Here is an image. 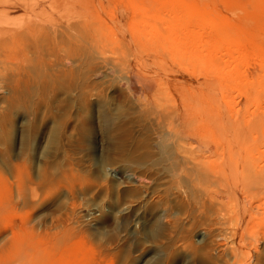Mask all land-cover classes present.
Here are the masks:
<instances>
[{"label": "rangeland", "instance_id": "rangeland-1", "mask_svg": "<svg viewBox=\"0 0 264 264\" xmlns=\"http://www.w3.org/2000/svg\"><path fill=\"white\" fill-rule=\"evenodd\" d=\"M4 1L70 3L93 58L80 63L75 92L58 90L51 108L28 101L27 122L19 126L12 116L0 124V264H239L240 234L257 239L252 247L246 242L253 251L242 263L264 264V196L259 213L251 208L243 219L232 203L202 194L193 204L170 183L169 192L168 180L155 172L132 185L101 169L128 165L138 173L152 162L154 135L168 127L153 120L160 99L159 105L173 102L165 103L172 117L192 112L196 99L212 109L221 101L216 109L241 122L250 118L248 110L264 111V102L250 106L245 96L256 85L264 90V0ZM186 48L190 59L180 62L176 55ZM101 108L111 120L106 131ZM81 124L91 130L84 143ZM191 128L204 131L200 123ZM126 204L139 216L119 226L113 213ZM91 205L102 206L96 225H79L81 209ZM165 205L168 216L157 222L155 212ZM196 229L204 235L197 237Z\"/></svg>", "mask_w": 264, "mask_h": 264}, {"label": "bare ground", "instance_id": "bare-ground-1", "mask_svg": "<svg viewBox=\"0 0 264 264\" xmlns=\"http://www.w3.org/2000/svg\"><path fill=\"white\" fill-rule=\"evenodd\" d=\"M59 2L39 1L27 4L0 0V124L12 121V116L15 118L19 116V126L22 122H27L28 113H26V106L29 108V105L25 104L29 103L28 101L32 103L41 102L46 107L51 108L58 90L66 89L68 94L75 92L72 86L77 79L80 63L90 61L93 58L92 55H89L91 54V48L88 44H82V39L88 37H82L84 34L79 32L80 22L77 19V10L74 7H70V3H68L69 5H65ZM62 8H64L63 12L60 11ZM169 33L171 34L172 32ZM176 43L174 44L176 45ZM174 50L176 49L173 48V51L170 52L172 53ZM189 51L187 48L186 50L178 51L182 57H179L178 54H173L178 56L179 61L180 58L187 61L190 59V55H188ZM240 73L242 74V72ZM164 85L163 87H165ZM257 87L259 86L256 85L255 87L248 88L251 90H249V93H246L244 90L245 96L250 94L247 96V99L249 98L250 102L253 103L250 106L254 105L257 107L261 102H264V90L259 92L261 90L259 88L257 90ZM158 90L161 89L158 88ZM163 95L165 96V94ZM212 98L215 99L216 97L214 95L209 97L210 100ZM160 100H158V104L156 103L157 105L153 104L156 106L153 120L155 119L157 125L160 127L166 124L168 127L167 129L164 128L165 130L161 134L160 132H158L159 134L154 133V141L149 146L151 157L153 158L152 162L146 167L142 166L144 171L138 173L136 169L128 165H122L121 168L103 166V168L101 167L103 174L117 178L116 176L120 173V177L125 182L134 185L135 182L141 184L139 183L141 182L140 180H148L151 177L150 173L153 172V174H159L160 178L164 181L168 180V184L165 185L164 189L166 188L170 192V183L171 188L173 187L179 195L181 193L188 200H191L193 204H198L197 201H200H196L193 198L194 196L204 194L205 196H210L213 201L220 205L221 203L223 205L232 203L231 205H235V210L238 211L239 216H242L243 219L247 215L249 216L251 208H255V211L259 213L257 210L260 207L259 201L261 196H264V114H260L264 113V111L259 112L257 110L259 113L257 114L254 110V112L248 110V112H251L249 113L251 115H249L250 118L247 120V115L243 114L247 121L241 122V116L238 117V114L234 115L235 118H233L231 112L216 109H220L221 101L219 102L220 105L218 103L219 107L212 109L213 106L211 108L207 107L206 101H204V103L206 102V106H203L206 108H200L202 104L200 106L199 104L202 100L196 99L200 102L197 103L198 105L195 104L194 111L186 112L184 110V113H178L172 117L170 104L172 103L171 105H173V102L167 99L170 102L169 106H167L168 104H165L167 100L165 99L166 101H161V103L164 102V105H159ZM211 102L217 103L216 99L214 101L211 100ZM193 103H196V101H193ZM55 106L57 105L55 104ZM150 107L153 108V106ZM100 115L99 120L101 121L103 130L105 128L106 131L111 120L108 119L103 108L100 109ZM196 123L203 124L204 131H199V133L193 131L191 127L196 125ZM80 128V133L82 134L80 141L84 143L85 139H88L87 137L90 136L91 130L87 124H81L78 129ZM163 200L165 202L166 199L163 198ZM143 201L144 198H141L137 200V203L141 204ZM162 203L161 205L164 206ZM162 206L156 210L154 215L157 222H162L164 217L168 216L167 212L169 210L167 211V205H165L166 208ZM101 209L102 206L100 205H91L81 209L82 214L78 217V224L87 227L95 226L98 220L95 212L101 211ZM138 213L137 210L133 209L131 204H126L119 206L113 214L117 224L124 226L125 224H129L133 219L138 218ZM238 214L236 215L238 216ZM76 221L77 219L74 220V222ZM194 233L197 237L204 235V231L200 229H196ZM225 236L227 235H221V237ZM239 240L240 247L235 256L239 260V264H243L242 260L246 256V251H249L246 250V245H248L246 242L249 243V247H252L253 242H256L257 239H252L253 242L246 241L243 235L240 234ZM223 246V249L227 248L226 243H223ZM252 251L251 249L247 255L251 256Z\"/></svg>", "mask_w": 264, "mask_h": 264}]
</instances>
